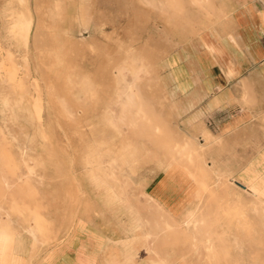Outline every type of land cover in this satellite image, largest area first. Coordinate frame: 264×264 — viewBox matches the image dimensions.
I'll list each match as a JSON object with an SVG mask.
<instances>
[{"label": "rangeland", "instance_id": "rangeland-1", "mask_svg": "<svg viewBox=\"0 0 264 264\" xmlns=\"http://www.w3.org/2000/svg\"><path fill=\"white\" fill-rule=\"evenodd\" d=\"M80 1L87 6L88 0ZM237 1L240 0H121L120 5L124 8L119 14L125 17L126 24L104 23L108 18L100 9L93 12L91 22L85 28L82 27L84 24H79L81 12L75 0H26L24 5L19 0H0V174L8 176L13 186L6 191L0 179V202L7 207L13 201L18 206L28 207L25 216H30L29 212L35 209L47 213L50 207L85 208L88 202L83 190L87 185L89 187L88 168L82 167L81 157L84 156L86 161L90 156L88 167L96 172L99 160L93 155L99 154L102 170L116 173V178H112L106 172L104 184L124 193L131 204L140 206L144 199L140 194L150 186L148 181L159 178L155 195L179 211L181 203L186 202L190 194L183 192L171 205L179 191L166 187L162 171L168 173L171 169L160 168V163L172 158L176 154L172 149L181 147L186 141L193 149L203 146L198 139H193L195 137L184 135L172 118L173 108L165 84L161 83L160 72L152 65L162 60V52L153 50L150 32L153 29L159 38L161 35L170 39L174 35L180 38L194 36L225 18ZM257 1L264 7V0ZM81 16L80 19H84V15ZM29 19L27 36L21 31L22 36L17 27V35L13 34L15 24L22 26ZM140 54L152 63L153 71L137 85L149 112L147 120H139L133 126L137 116L127 106L126 150L128 147L142 150L140 163L133 165L137 171L134 174L130 172L132 165L128 157L124 160L126 168L114 167L119 164L114 161L118 155V137L108 136L104 125L96 130L95 126L106 121L108 127H117L118 113L125 107L118 102L116 91L124 88L125 83H114L115 65L124 64ZM25 56L28 57V74ZM126 79L129 81L130 77ZM7 99L11 108H8ZM37 105L41 107L40 117L30 112ZM113 150L117 153L115 156ZM109 156L113 157L107 163ZM201 158L202 154H199L196 161ZM32 168L43 187L41 192L26 184ZM243 171V177L256 181V187L264 192V169ZM123 173L126 178L122 177L120 182L118 176ZM35 183L36 178H33L30 184ZM205 187L204 196L210 194L212 185ZM228 192L222 188V198L211 194L216 197L212 199L211 211L219 218L222 226L218 228L225 236L236 232L235 208L221 202L222 199H237L234 195L231 199ZM239 192L242 191L239 189ZM100 195L95 194L97 207ZM245 198L250 197L246 195ZM111 205L117 206L116 202ZM127 218L131 231L128 236H137L139 228L131 227L137 224L129 216ZM9 220L6 225L13 226ZM247 222L252 225L251 229L248 226L249 249L264 260V224L253 213L249 214ZM223 244L233 253L229 241L223 240ZM231 259L222 264H249L252 260L240 254Z\"/></svg>", "mask_w": 264, "mask_h": 264}, {"label": "crops", "instance_id": "crops-1", "mask_svg": "<svg viewBox=\"0 0 264 264\" xmlns=\"http://www.w3.org/2000/svg\"><path fill=\"white\" fill-rule=\"evenodd\" d=\"M75 2L81 12L80 16L84 15V19H80L78 15L79 24H84L82 27L87 28L93 12L97 13L100 9L108 18L104 23H127L125 17L119 14L124 8V5H120L121 0H88L86 7L83 1ZM150 34L153 50L162 52V60L156 61L155 66L157 72H160L161 83L165 84L173 108L172 118L177 121L178 129L184 135L195 137L193 139H198L203 146L200 149L203 153L202 158L195 161L191 168L201 167L205 170V175L188 178L179 174L173 175L171 184L182 186L175 199H172L171 205H174L189 187L197 188V184L212 185L210 194L206 193L205 196L216 199L217 195L221 197L224 182L231 184L230 182L235 179L241 183H252L253 181L243 179V170L264 169L263 5L257 0L237 1L231 6L225 18L210 24L194 36L180 38L174 35L170 36V39L167 35H161L159 38L153 29ZM139 92L133 97L132 102L140 103L147 115L149 112ZM124 99L120 97L118 102L125 103ZM128 109L136 115L135 106ZM119 114L117 127H108L103 119V122L99 123V126L107 127L108 136L118 137V154L126 150L127 107ZM97 127L98 125L95 126V130L99 129ZM207 133L210 135L209 143L205 139ZM117 153L113 150L112 155L115 156ZM113 156H109L107 163H110ZM84 159V156L81 157L83 168L88 166L85 164L87 159L86 161ZM216 163L219 164L220 170L218 168L216 170ZM108 167L111 166L108 164ZM114 167H120V164H114ZM126 167L124 165V168ZM224 172L227 173L225 174L227 181L222 177ZM124 173L119 174L118 181L122 182L121 178H126ZM86 179L89 181L87 175ZM158 182L159 178L148 181L150 186L145 193L155 195ZM88 184L89 187L87 185L85 190L82 188L86 194L87 207L71 206L68 209L50 207L49 212L44 213L48 220L52 221L46 229L52 238L48 246L30 236L25 221L18 223L14 217L10 218L9 221H12L10 224L13 226L5 225L4 229L9 233L23 235L26 241L23 246L24 252L11 255L8 263L126 264V257L122 255V251L128 246L121 243L131 232L127 213L120 207L114 208L110 201L104 204V193L90 181ZM39 186L41 192L43 187ZM231 188L230 198H233L234 194H238V190ZM96 193L102 196L97 203L99 207L95 206ZM211 194H215L216 197ZM135 207L138 215L148 221L147 226L136 230L137 235L150 234L144 242L135 243L138 264H152V260L157 263L154 252L160 251L170 255L172 264L200 263L183 229H173L170 234L167 233L166 239L160 240L156 227L159 217L157 208L149 205L145 199L141 201L140 206L135 203ZM171 212L178 217L177 213ZM221 230L218 228V231Z\"/></svg>", "mask_w": 264, "mask_h": 264}, {"label": "bare ground", "instance_id": "bare-ground-1", "mask_svg": "<svg viewBox=\"0 0 264 264\" xmlns=\"http://www.w3.org/2000/svg\"><path fill=\"white\" fill-rule=\"evenodd\" d=\"M19 1L23 5L26 4V0H19ZM15 27L18 28V32L22 36L24 35L23 33H21V31L24 32L25 36H27L30 30V19L25 21L22 24V26H20L19 24H15V26L12 28V32L13 34L17 35V31L15 30ZM23 58L25 59L24 64L25 67L27 68L26 72L28 74L29 72L28 63H27L28 57L25 56ZM151 64L145 56H142L140 54L138 56L132 57L131 59H129V61L125 62L124 64L119 65L117 63L115 65L114 83L116 84L125 83L124 88L121 87L122 89L119 88L116 91V94L119 97V99L120 97L125 98L124 99L125 103H122V106L123 107H127L128 105L130 107L135 106L137 109L136 110L137 118L132 122L133 126L137 125L139 120L141 121L147 120L146 113L144 112L142 105L140 103L132 102V100L135 95H138L137 85L145 81L144 78L146 75L151 74V70L153 69V66H151ZM152 65H154L155 67V64ZM127 76L130 77L129 81H127L126 79ZM5 92L7 93V97H10L9 93L6 90ZM6 101L9 102V99H7ZM11 107L12 105L10 103L8 108ZM30 112L31 113L33 112L35 115L40 117L41 107L37 105L35 106V108L33 109L31 108ZM66 112L69 113V110L66 109ZM100 127L101 125L99 126V128ZM205 139L206 142H208V140L210 139V135L208 133L205 136ZM200 149H202V147H199L198 149H193L189 145L188 141H186L181 147L179 148L174 147V149H172L173 151L176 150V154L172 158H170L169 160L168 158H166L168 160L167 162L160 163V168L168 167L169 169H171V171L168 173L162 171L164 175L163 177L165 178L166 187L168 186L167 188H169L174 192H178L181 189L182 186L181 184L180 185L171 184V182L173 181V175L179 174L181 175V177H186V178L205 175V170H202L200 168H195V169L191 168V166L196 161V157L199 156V154L200 155L203 154L201 153ZM141 151L138 149H134L133 147H128L127 150H124L121 153H119L114 158V161L116 163L118 162L120 164V167H122L124 166L125 158L128 157L129 158L128 160L129 162H131L132 165L130 172L135 174L137 171L133 167V165L140 163V158H141L140 156L142 153ZM85 154L86 152L84 153V155ZM93 157L99 160L97 171L94 172V170L92 171L87 166L86 168L88 169H86L87 170L86 175L89 181L93 184H96L97 189L100 190V192L102 191L104 193V197H105L104 204L109 203V201L116 202V205L120 207L122 210H124L127 213V215L133 220V222L137 224V225L132 224L131 225L132 229H137L138 227L140 230L145 226H147L148 221L144 220L138 215V210L133 204H131L128 198L124 196V193H119L115 187H108L104 184V179L107 177V175L109 177L116 178V173L108 172L105 169L102 170L103 163H101L102 161H100L101 156L99 154L93 155ZM91 159L89 156V158L87 159V163L85 162V164L89 165L91 163L90 161ZM216 162L218 163V161ZM217 163L215 165H217ZM218 165L216 167V170L218 168ZM218 169L220 170V168ZM225 174L227 173L224 172L222 176L224 180L227 179L226 177L227 175ZM212 175L214 174L212 173ZM33 178H36V183L31 186L30 182ZM0 179L4 189L9 192L13 187L10 178L4 174H0ZM245 180H250V179H245ZM230 183L231 184H227L225 182L222 183L223 189L229 191L231 187H232L231 190L235 187L236 189L238 188V190L240 189V191L242 192L241 193L239 192L238 194H234V196H236L237 199L231 201L229 199L226 200L222 199L223 201L221 200L222 203L224 204L226 203L227 205L229 204L228 206H233L236 212V216H235L236 232L230 233L228 236H225L223 232L218 231V227L222 225L219 224V218L217 216H214L211 211V205L213 203L212 199L202 195V193L206 191V187H205L206 184H201L197 186V188L192 186L189 187L188 190H185L190 194V198L186 202L181 203L182 207L179 211H175L174 209H172V207L166 204L165 201H163V199H161L160 197L158 198L157 195L151 196L146 194L145 192H141L140 195L144 197L145 201L149 205L156 207L157 210L159 211L158 221L156 222V227L158 230V239L160 240L166 239L167 233L170 234L173 229L181 228L184 230V235L186 239L189 240L194 254L198 256L199 259L198 262H200L199 264H222V261L223 262L230 261L232 260L231 258L236 256L237 254H240L242 257H250L252 260L251 263L249 264H264V260L258 254L254 255L251 253L248 245L249 239H247L248 236L250 235V233L248 235V231L249 229H251L250 227L252 226L250 224H247L248 223L247 219H249L250 213H253L254 216L260 219L264 224V192H262V190L256 187V181H253L250 185L248 183L247 184L241 183L233 179V181H231ZM26 184L32 190L34 191L36 190L37 192H40V186H39L40 182L33 168L26 177ZM119 186L120 188H122L121 185ZM245 194L248 195L250 198L249 199L245 198L246 196ZM26 211H29L28 207L25 206L23 207L20 205L18 206L15 201H13V203H11L8 207L5 206L2 202H0V264H9L8 261L11 255L17 252L23 253L24 252L23 246L25 245V241H26V238L23 237V235L13 234L11 232L9 233L4 229L6 225V220L8 218L14 217L18 223L25 221L27 225L28 233L37 242H40L43 245L48 246L52 241V238L49 236V233L46 231L51 221H49L45 217L44 213L41 212L40 210L35 209L34 211L29 212L30 213L29 218L25 216L28 213V212L25 213ZM171 211L177 213L178 217L174 216ZM227 213H229V211H227ZM246 227L247 229L245 230ZM65 234H67V232ZM149 235H150L149 233L146 234L141 233L137 236L136 235L127 236L125 240L122 241L121 243L122 245L127 244L128 246L127 249L122 251V255L126 257V264H138L136 262L137 261L136 258L138 256L136 252L135 243H139L141 241L144 242ZM223 240L229 241L233 253L229 252L230 249L229 246H224ZM36 250L34 249V251ZM154 256H156L154 259H156L157 263H155L154 260H152L153 261L152 264H172L169 254L167 255L160 251L156 253L154 252ZM185 264H191V263L185 262Z\"/></svg>", "mask_w": 264, "mask_h": 264}]
</instances>
